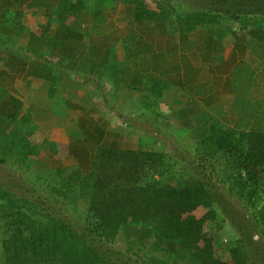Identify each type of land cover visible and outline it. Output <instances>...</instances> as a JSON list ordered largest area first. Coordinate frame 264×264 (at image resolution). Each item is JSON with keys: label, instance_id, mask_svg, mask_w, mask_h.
I'll return each mask as SVG.
<instances>
[{"label": "crops", "instance_id": "obj_1", "mask_svg": "<svg viewBox=\"0 0 264 264\" xmlns=\"http://www.w3.org/2000/svg\"><path fill=\"white\" fill-rule=\"evenodd\" d=\"M135 9L0 0V140L36 132L44 148L66 145L52 160L88 171L100 146L139 147L154 106L198 137L264 131V28L182 27L173 10L138 20Z\"/></svg>", "mask_w": 264, "mask_h": 264}, {"label": "trees", "instance_id": "obj_2", "mask_svg": "<svg viewBox=\"0 0 264 264\" xmlns=\"http://www.w3.org/2000/svg\"><path fill=\"white\" fill-rule=\"evenodd\" d=\"M85 1L98 9L107 0ZM123 1L135 4L138 20L158 16L166 19L173 10L180 16L182 27L221 26L228 21L240 27L264 28V0H180L179 6L171 0L160 4L152 0ZM185 5L191 9L183 13L180 9ZM153 112H157L155 121L159 117L162 120L160 124L169 120L156 106ZM197 134L190 133L197 152L214 160V166L224 160L231 164V169H238L239 176L237 171L226 176L234 183L230 192L242 195L247 188L250 193L244 196L259 206L264 219V197L258 190L264 182V131L227 132L215 125L206 136ZM28 136L14 142L28 151L35 148V153L25 154L39 166L44 139L32 142ZM147 143L136 149L100 146L88 171L76 166L47 169L49 180L45 178V190L48 194L55 190L58 197L38 195L36 188L31 198L25 194L18 196L0 187V211L10 217L8 225L12 232L3 240L4 264H121V253L112 245L120 233L135 226L150 229L161 242L176 243L199 264H251L243 241L225 237L227 220L211 184L187 168L179 184L165 181L164 176L171 175L176 161L167 151L156 149L158 145ZM48 144L52 155L67 154L66 145L59 149L56 141ZM196 159L197 166L206 169L202 163L207 159ZM54 176L60 179L57 187L49 184ZM75 195L87 202L84 216L73 209L79 214L78 220L72 222L62 216L61 208L49 211L52 198L59 206L69 200L77 208L79 197Z\"/></svg>", "mask_w": 264, "mask_h": 264}, {"label": "rangeland", "instance_id": "obj_3", "mask_svg": "<svg viewBox=\"0 0 264 264\" xmlns=\"http://www.w3.org/2000/svg\"><path fill=\"white\" fill-rule=\"evenodd\" d=\"M152 1H157V3L160 4V1L164 0ZM178 1L180 0H171L174 5H178ZM188 1L192 3L195 2V0ZM176 9L178 8L176 7ZM190 9L191 7L189 5H185L183 10H180L185 13ZM223 22V26L226 27L232 24V22L230 23L228 21ZM233 25H235V23H233ZM162 107L163 106L160 107V113L164 115L167 114L169 109L167 108L166 110V108L163 109ZM149 115H152L146 118L149 122L147 120L143 122L145 123L147 131L143 134L144 137L142 142H153L155 145H158L155 147L156 149L167 151L176 161L173 163L171 175L167 174L164 176L165 181L171 182L174 185L179 184L180 182L178 183V181L185 176V168L192 170L196 173L195 175L201 178L204 177V180L211 184L218 199H220V207L227 220L225 237L227 239H241L249 252L250 263L264 264V219L261 217L262 214H259L260 210L257 208L259 206L252 204V202L247 200L244 196L245 194L248 196L250 193L247 188L244 189L245 193L243 192L242 195H238L236 192H230V186H233L234 183L231 180H226L227 175H233L236 171L239 176V170L233 166V169H231V164L224 163V160L216 163L214 166V160H210V157L205 154L201 155L197 152L196 144L193 141V137L190 136V133L184 131L180 126H174L169 116L166 115V117L169 118L166 124H160V121H162L160 117L155 121L154 118L156 114L150 113ZM36 126L37 125L33 123L28 125L29 131L27 133H31ZM14 133L12 132L8 138L0 140V187L18 196L25 194V196L31 198L32 195L34 196L32 193L34 192L33 189L36 188L38 195H45L46 197V195L50 196L51 194L53 197H58L55 190L49 194L45 190L48 187L45 178L49 180V177H46V175H48L47 169L59 168L61 165L69 167V161L68 166H65L66 163L64 162L61 164L58 163V161L55 162V160L51 159L49 149L41 147L38 158L40 160V165L37 166L36 162L33 163V161L30 160V156L25 154L26 152L35 153L37 150L33 148L28 151V148L21 143L14 142ZM35 134L36 136L33 140L36 142L41 141L40 135L36 132ZM154 136H158L159 138L154 140ZM11 144L13 146L10 147ZM147 144H144V146ZM58 145H60L59 149H62L63 144L58 143ZM150 145L153 146L152 144L147 146L149 147ZM30 154L31 153H29V155ZM202 157L208 161L202 163L206 165V169L199 168V166H197L198 163L195 162L196 158L201 159ZM68 158L71 159L69 156ZM177 159L182 162H177ZM71 165L73 167H78L74 165V163ZM242 175L244 176L245 174L242 172ZM58 176L52 177L49 184L57 187L60 180ZM258 188L259 193L264 197V182H261ZM75 196L79 197L78 195ZM52 199L48 202L51 204L49 211H52V213L54 210L61 208L59 209V213L62 216L66 215L72 222L79 218V214L76 210L81 213L80 217L85 215L84 211L86 210L87 202L80 197L79 199L77 198V208H73V204H71L69 200H65L64 204L62 203L64 207L62 204L59 206V204H56L57 202ZM73 209L76 210L74 211ZM9 220L10 217L6 213L0 211V264L5 263L3 257V240L12 233L8 225ZM135 239L138 240V243H136ZM112 247V249L120 251L121 255H118V257L121 264H199L194 257L186 252H182L176 243L161 242L150 229L142 226H135V228L131 227L125 232L123 231L120 233Z\"/></svg>", "mask_w": 264, "mask_h": 264}]
</instances>
